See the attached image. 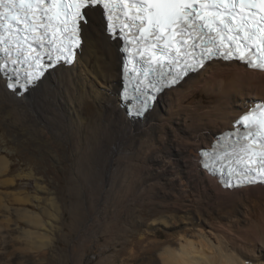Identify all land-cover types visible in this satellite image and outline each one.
Returning <instances> with one entry per match:
<instances>
[{"label": "bare ground", "instance_id": "1", "mask_svg": "<svg viewBox=\"0 0 264 264\" xmlns=\"http://www.w3.org/2000/svg\"><path fill=\"white\" fill-rule=\"evenodd\" d=\"M88 19L82 47L70 67L48 70L38 85L21 97L9 92L0 77L1 263L41 264L37 257L48 251L60 264L69 260L84 264L83 252L74 249L66 257L59 253L56 243L64 210L40 171L44 156L60 161L66 155L76 174L68 182L72 233L82 216L78 210L82 203L75 198L77 182L73 181H85V185L89 180L97 182L100 171L106 168L112 174L115 163L134 171L119 182L110 176L102 181L108 182L106 209L90 205L108 215V220L106 215L101 222L107 242L97 264H113L116 255L107 254L110 247L118 248L136 233L145 241L146 233L174 229L179 224L182 230L166 233L163 241L153 244L155 251L146 254L136 247L137 253L131 251L134 254L126 262L264 264V204L258 212L249 205L253 198L264 201V186L223 189L199 166L200 149L210 148L215 136L230 130L240 114L264 102V72L236 62L212 61L165 90L142 119L130 118L119 100V43L105 34L99 9L89 12ZM200 91L213 98L191 103ZM91 102L95 110L86 115ZM20 153L27 154L26 172L22 168L11 173L10 156ZM79 168L85 170L83 180L77 177ZM17 179L31 182L33 191L28 190L29 183L18 185ZM144 207L151 212L147 217L143 216ZM227 208L228 213L213 217V212ZM203 224L217 237L216 246L201 240L206 238ZM191 233L200 240L188 238Z\"/></svg>", "mask_w": 264, "mask_h": 264}, {"label": "snow or ice", "instance_id": "2", "mask_svg": "<svg viewBox=\"0 0 264 264\" xmlns=\"http://www.w3.org/2000/svg\"><path fill=\"white\" fill-rule=\"evenodd\" d=\"M98 9L109 38L119 29L124 41L125 77L136 73V115L149 109V89L161 92L214 60L264 72V0H0V74L7 87L22 94L49 69L72 64L89 12ZM238 123L244 130L225 134L222 153H202L204 167L222 173L226 160V186L233 179L236 187L264 186V103Z\"/></svg>", "mask_w": 264, "mask_h": 264}, {"label": "rangeland", "instance_id": "3", "mask_svg": "<svg viewBox=\"0 0 264 264\" xmlns=\"http://www.w3.org/2000/svg\"><path fill=\"white\" fill-rule=\"evenodd\" d=\"M212 98H213L212 96H209V97L205 96V93L200 91L198 94H196L194 97H192L191 103L196 102L198 100H203L206 102L208 100H211ZM94 110H95V106L91 102V104H89V106L87 107V110H85V114L87 115V114L93 112ZM65 149L67 150L66 152H69L71 150L70 146H68V145ZM26 156H27V154H24V153L11 154V156H10V162L12 164L11 171H10L11 173H18V170H21L22 168H23L24 172H26V168H27ZM66 157L67 156L64 155V158H62L60 161H56V160H53L52 158H50V156L46 155V156H44V161H40V168H41L40 171L42 172L41 174L44 175L46 178V182H45L46 186H47L49 192L51 191L50 193H52V194L54 193L53 194L54 196L59 197V200L62 204V208L64 210L63 224H62V229H61L62 233L61 232L59 233V240L57 241L56 244L58 246L59 253L61 255H63L64 257H66L67 255L68 256L71 255L72 251L75 249L74 250L75 252H81V253L83 252L85 254L84 264H97L99 259H100L99 258L100 251H101L102 247L105 245V243L107 242V240H106L107 238L105 237L106 236L105 235L106 228L104 227L105 225H103V223H101V222L104 221L103 218L106 217V215H107V213L105 212L106 210H104V209L107 208L106 205L108 204L107 203L108 202V192H107L108 182H102V181H105L106 178H109V176H110V178L113 177L115 179V181L119 182L121 180L122 176L132 175L129 172L134 173V171L132 170V167L128 168L124 165L119 166L117 163H115L114 170L112 171V174H114V175L109 173V171L107 172L108 169L105 168V169L100 171V175H99V179H98L99 181H97V182H92L89 180L86 182V185H85V181L84 182L83 181H77V180L73 181V182H77V192H76L75 198L77 199V201L80 202V204L82 203L78 207V210L82 213V216H81L82 218L78 217V220L76 223V228H75L77 231H75V233H72V230H71L72 227H70L71 218L69 215V212H70L69 211L70 210L69 205H70L71 198H70L69 191H68V187H69L68 182H72L71 179L73 177H76V174H74V172H72V170H71L72 168L70 167V162H69L68 158H66ZM116 159H118V158L116 157ZM68 166H69V168H68ZM118 166L121 167L122 169L119 168ZM81 169L82 168H79L77 170L78 171L77 177H79V178L82 177V180H83V177H84L83 175H84L85 170H83V169L81 170ZM16 182L18 183V185H20V184L23 185L25 183H29L28 190L30 191V193H31V191H33L31 182H27L26 179H17ZM83 184H84V186H83ZM96 186H97V188H96ZM82 187H86V188H82ZM83 190H85V191H83ZM84 198H85V200H84ZM102 199L104 202L102 201ZM95 201H97V202H95ZM87 202H88V204H87ZM93 203H96V205L98 204L100 207L104 206L103 207L104 209H101L100 210L101 212L99 210L95 211L90 206ZM263 204H264V201L257 200L256 198H253L251 200V202L249 203V205L253 209V211H256V212H258L260 209H263L262 208ZM65 207H66V209H65ZM232 209H230V210L232 211ZM228 211H229V208H227L225 211L213 212V217L222 216L224 212L228 213ZM150 213L151 212H149V208L148 209H147V207L143 208V216L147 217V216H149ZM100 218H101V220H100ZM107 220H108V215H107ZM92 223H93V226H92ZM80 225L82 227H80ZM179 225H177L176 228L174 227V229L173 228L164 229V230L156 229L155 230V231H157L155 233L156 235L153 234L154 231L150 232L153 236L150 233H149V235H148V233H146L145 235L147 238L145 239V241L142 240L144 242L139 240V238H138L139 233H136L135 235H133L134 238H130L131 241H130V239H127L128 240L127 243L121 244L120 246H118V248L116 246L110 247L109 252L107 254L110 255V253L113 252L114 255H116L115 258H117V259L114 258L115 262L113 264H122V263L123 264H130V263L126 262V258L132 256L134 253H137V251L135 250L136 247H138V250L143 249L146 254L152 253L153 250L155 251V249H154L155 247H153V244L157 243L158 241L159 242L163 241L165 239V236L167 235L166 233H168V234L169 233H176V232L182 230L181 229L182 226L181 225L179 226ZM203 225L204 226L201 228L202 229L201 231H203V233H205L204 236L206 238L205 239L201 238V240H203L204 242L206 240V241L211 242L213 245L216 246L217 245V243H216L217 237L209 230V228L205 224H203ZM87 226H89V227L86 228ZM91 227H92V229H91ZM190 229H192V228H190ZM101 231H102V234H100ZM82 233L83 234L86 233L85 234L86 236L85 235L83 236ZM191 234L192 235L189 236L188 238L195 239V241L200 240L199 237L198 238L196 236L194 237L193 233H191ZM76 235H77V237H76ZM101 237H103V238H101ZM159 237H161V238H159ZM162 237H163V239H162ZM82 239H84L85 242ZM95 239H97V240H95ZM149 240L152 241V243ZM79 242H81V243H79ZM134 242H136V244H134ZM82 244H83V246H82ZM73 245H76L77 247L73 248ZM132 246H134V248H132ZM114 247H116V248H114ZM146 248H147V250H146ZM123 249H125V250H123ZM131 249H133V250H131ZM124 251H126L125 254H124ZM131 251L134 253H132ZM43 252H44L43 254L40 253V255L37 257V259L40 260L41 264H60V262H58L56 259H53L51 257V255L48 251H46L47 253L45 251H43ZM65 253H67V254H65ZM122 255H124V256H122ZM125 256H127V257H125ZM3 263L4 262L1 263V261H0V264H3ZM28 264H32V263H28ZM61 264H72V262L69 260L68 262H66V261L61 262Z\"/></svg>", "mask_w": 264, "mask_h": 264}]
</instances>
